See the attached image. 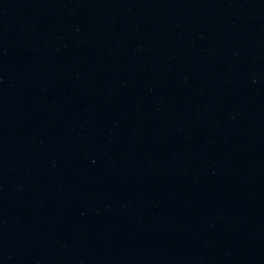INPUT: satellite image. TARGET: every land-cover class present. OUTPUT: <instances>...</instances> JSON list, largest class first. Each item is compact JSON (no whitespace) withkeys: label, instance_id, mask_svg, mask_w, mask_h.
I'll return each mask as SVG.
<instances>
[{"label":"water","instance_id":"water-1","mask_svg":"<svg viewBox=\"0 0 264 264\" xmlns=\"http://www.w3.org/2000/svg\"><path fill=\"white\" fill-rule=\"evenodd\" d=\"M0 264H264V0H0Z\"/></svg>","mask_w":264,"mask_h":264}]
</instances>
